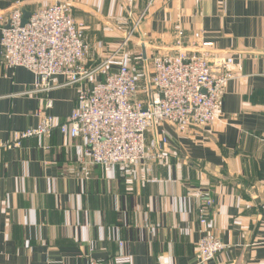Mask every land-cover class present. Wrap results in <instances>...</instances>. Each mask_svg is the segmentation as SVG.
Listing matches in <instances>:
<instances>
[{"label": "crops", "instance_id": "0c3cea01", "mask_svg": "<svg viewBox=\"0 0 264 264\" xmlns=\"http://www.w3.org/2000/svg\"><path fill=\"white\" fill-rule=\"evenodd\" d=\"M54 1L0 0V11L31 14ZM65 1L92 47L89 66L114 54L139 20L131 52L142 60L172 49L177 30L187 41L201 33L210 56L232 58L234 78L212 124L165 126L162 160L152 151L86 178L78 139L56 133L11 146L14 133L38 125L46 101L50 116L67 119L80 87L24 95L34 76L3 69L0 47V264H199L206 234L225 247L207 264H264V0Z\"/></svg>", "mask_w": 264, "mask_h": 264}, {"label": "built area", "instance_id": "2783aa9c", "mask_svg": "<svg viewBox=\"0 0 264 264\" xmlns=\"http://www.w3.org/2000/svg\"><path fill=\"white\" fill-rule=\"evenodd\" d=\"M23 21L19 6L8 14L0 11L2 68L22 67L35 79L34 87L24 95H45L58 87L80 88L67 119L57 122L47 113L52 105L46 101L39 110L38 125L14 133L11 146L19 147L34 138L49 140L56 133L64 139H78L83 147L77 164L86 178L93 169L104 174L116 166L129 169L152 151L162 160L161 147L169 141L165 126L184 133L212 124L218 118L228 83L234 78L232 58L210 56L207 48L212 43L202 42L201 33H194L187 41L184 31L177 30L172 49L154 54L149 61L144 58L142 62L149 65L144 67L142 89L119 55L135 35L139 20L114 54L91 66L92 47L65 0H55L31 13L24 25ZM138 34L144 41L145 34ZM59 77H63L62 82ZM211 203L207 201V205ZM206 217L203 210L200 225L206 223ZM224 248L215 236L204 235L197 243L198 263L207 264Z\"/></svg>", "mask_w": 264, "mask_h": 264}, {"label": "rangeland", "instance_id": "374dc122", "mask_svg": "<svg viewBox=\"0 0 264 264\" xmlns=\"http://www.w3.org/2000/svg\"><path fill=\"white\" fill-rule=\"evenodd\" d=\"M133 24H131V25H133ZM132 39L124 46V51L121 52L120 59L121 58L125 59L127 66H129L130 69L135 73L136 78L138 79V82H139V86L143 89L145 87V85H144L145 84L144 67H147L149 64L143 63L142 59H140L138 57V55L133 54L131 52L132 47L134 46V45H132V44H134V41Z\"/></svg>", "mask_w": 264, "mask_h": 264}, {"label": "water", "instance_id": "95a60500", "mask_svg": "<svg viewBox=\"0 0 264 264\" xmlns=\"http://www.w3.org/2000/svg\"><path fill=\"white\" fill-rule=\"evenodd\" d=\"M29 15H30L29 13H26V12L23 11L24 21H23L22 25L25 24L26 19L29 17ZM144 58H145V56H144ZM148 94H149V96H150V91H149V90H148ZM149 99H150V97H149Z\"/></svg>", "mask_w": 264, "mask_h": 264}]
</instances>
